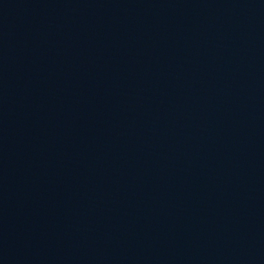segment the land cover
<instances>
[{
    "label": "water",
    "instance_id": "water-1",
    "mask_svg": "<svg viewBox=\"0 0 264 264\" xmlns=\"http://www.w3.org/2000/svg\"><path fill=\"white\" fill-rule=\"evenodd\" d=\"M0 264H264V23L1 82Z\"/></svg>",
    "mask_w": 264,
    "mask_h": 264
}]
</instances>
